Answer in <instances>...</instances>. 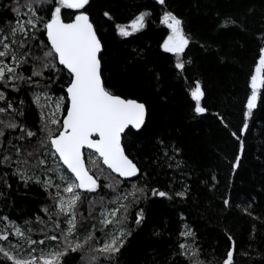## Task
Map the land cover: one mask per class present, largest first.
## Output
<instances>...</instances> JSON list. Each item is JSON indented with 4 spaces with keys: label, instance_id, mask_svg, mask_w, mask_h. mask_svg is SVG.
<instances>
[{
    "label": "snow or ice",
    "instance_id": "6c2138e0",
    "mask_svg": "<svg viewBox=\"0 0 264 264\" xmlns=\"http://www.w3.org/2000/svg\"><path fill=\"white\" fill-rule=\"evenodd\" d=\"M92 4L93 0L0 3V264H69L77 257V264H121L146 221L144 204L155 198L183 202L191 196L195 169L182 145L167 131L145 135L151 119L148 100L114 91L105 78L106 45L89 11ZM156 6L159 23L167 29L159 48L174 57V79L185 81L191 101L187 118H211L234 145L232 156L223 158L227 176L220 211L227 215L235 207L248 219L249 229L243 247L225 225L224 252L208 258L196 231L186 226L179 232L182 241L162 255L155 250L146 253L140 264H238V256L239 264H264V215L254 210L258 198L234 201L231 194L249 152L258 100L264 102V11L251 32L257 44L255 74L250 75V92L233 128L229 113L210 111L203 103L201 81L189 82L185 75L193 63L185 59V50L194 41L184 20L168 0H154L152 7ZM256 12L253 6L228 15L219 27L249 33V17ZM152 15L151 9L140 11L130 24H115V35L132 37L146 28ZM102 16L114 20L110 10ZM132 51L128 63L143 59L141 50ZM146 71L155 93L166 100L160 95L161 74ZM260 131L264 135V128ZM262 156L264 149L257 159ZM161 174L168 179L164 189L154 184ZM199 183L216 192L221 180L210 171ZM14 184L24 195L33 187L42 192L43 204L33 216L13 215ZM258 191L264 192V185ZM258 236L260 244L253 247Z\"/></svg>",
    "mask_w": 264,
    "mask_h": 264
},
{
    "label": "trees",
    "instance_id": "16d2710c",
    "mask_svg": "<svg viewBox=\"0 0 264 264\" xmlns=\"http://www.w3.org/2000/svg\"><path fill=\"white\" fill-rule=\"evenodd\" d=\"M9 0H0L8 3ZM154 0H93L89 10L106 45L105 78L114 91L129 93L146 99L151 109V119L145 135L151 136L157 132L167 131L182 145L184 157L195 169L191 183V196L186 201L176 202L155 198L144 204L146 221L137 231L130 245L121 257V264H140L145 254L155 250L164 254L170 245L181 240L179 232L182 227H191L196 231L206 257L220 256L225 250V225L232 229L233 234L247 247V231L249 221L242 217L235 207L227 215L220 211V196L226 191L227 176L224 157H231L234 151L232 141L217 127L211 119L199 121L189 120L190 98L186 92L183 79H174L171 64L174 57L163 53L159 48L167 35V29L159 23V6L153 8ZM171 10L181 17L186 33L190 34L194 43L185 50V59L191 58L193 63L187 66L185 75L189 82L200 80L205 90L203 103L210 111L229 113V121L233 128L239 122L240 112L249 94L250 75L255 74L257 61V44L252 37V30L258 26L260 12L264 11V0H168ZM255 7L256 15L249 17V33H241L238 29L220 28L224 17L239 15L250 7ZM152 10L147 26L132 37L122 39L115 35V24L128 25L140 11ZM104 10H110L114 20L103 18ZM3 9L0 8V13ZM208 46L207 51L200 45ZM133 49L143 53V59L128 63L133 58ZM162 76V92L166 100L160 99L155 93L151 76L146 69ZM264 96V88H261ZM29 120L33 118L29 113ZM264 102L258 100L256 122L248 137L249 152L243 167L235 179L232 190L234 201L250 198L255 195L258 203L255 206L257 214L264 215V192L258 191L264 185ZM147 151V149H146ZM135 155V150H132ZM88 166L91 162L87 159ZM210 171H216L221 180L216 192H209L199 183V178ZM156 186L166 188L168 179L163 174ZM16 191L13 185L12 196L16 207L14 216L28 218L34 215L43 204V194L33 187L27 195ZM183 214V219L181 218ZM162 233L153 236V232ZM260 244L257 237L256 247ZM87 255V254H85ZM69 260V264H77ZM239 264L240 257H237Z\"/></svg>",
    "mask_w": 264,
    "mask_h": 264
},
{
    "label": "rangeland",
    "instance_id": "374dc122",
    "mask_svg": "<svg viewBox=\"0 0 264 264\" xmlns=\"http://www.w3.org/2000/svg\"><path fill=\"white\" fill-rule=\"evenodd\" d=\"M88 158V156H87ZM90 162V160H88ZM90 168H92V164H90ZM94 170V169H93ZM185 227H182V230L184 229Z\"/></svg>",
    "mask_w": 264,
    "mask_h": 264
},
{
    "label": "water",
    "instance_id": "95a60500",
    "mask_svg": "<svg viewBox=\"0 0 264 264\" xmlns=\"http://www.w3.org/2000/svg\"><path fill=\"white\" fill-rule=\"evenodd\" d=\"M86 151V150H85ZM85 157H86V154H85Z\"/></svg>",
    "mask_w": 264,
    "mask_h": 264
}]
</instances>
